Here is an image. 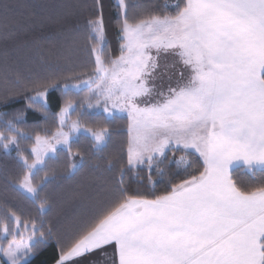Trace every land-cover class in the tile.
Instances as JSON below:
<instances>
[{"label": "snow or ice", "instance_id": "1", "mask_svg": "<svg viewBox=\"0 0 264 264\" xmlns=\"http://www.w3.org/2000/svg\"><path fill=\"white\" fill-rule=\"evenodd\" d=\"M104 8L0 0V100L34 93L0 113V149L16 151L22 171L6 175L35 207L25 217L0 206V264H30L52 241L55 264H264V0H116L118 55ZM49 25L58 31L37 34ZM45 43L69 63L83 51L87 66L26 81L14 57ZM50 90L61 95L55 114ZM26 110L43 125L26 126ZM103 172L118 179L98 186L91 174ZM57 175L76 181L62 199L77 207L53 228L46 188Z\"/></svg>", "mask_w": 264, "mask_h": 264}, {"label": "trees", "instance_id": "2", "mask_svg": "<svg viewBox=\"0 0 264 264\" xmlns=\"http://www.w3.org/2000/svg\"><path fill=\"white\" fill-rule=\"evenodd\" d=\"M57 2H75V0H57ZM81 3H91V0H79ZM105 8L104 15L107 22V39L109 46L111 48L113 55L119 54V41L117 39V29L115 27L117 13L115 9V0H102ZM143 3H155L156 5H163L165 0H142ZM174 0H168L169 5H171ZM171 10V8L169 9ZM81 23L84 22V17H80ZM58 31L57 25H49L43 29L42 32L37 33L44 37L53 35ZM3 49V43L0 42V50ZM15 68L22 75V77L27 80H35L46 78L51 75H57L60 73H67L73 70H79L88 63V57L83 51L78 53L77 58L69 63L67 60L58 56L55 51L53 43H45L42 50L39 52L26 51L23 50L16 54L14 57ZM14 80V76L10 77ZM6 85L3 80L2 74H0V97L5 94ZM34 93L30 90H23L21 94L17 97L10 98L7 103L0 100V113L9 112L25 109L26 101L25 96H31ZM49 98V109L52 114H55L59 110L61 95L60 92L55 90H50L48 93ZM26 126L36 127L42 126V117L31 110H26L24 116ZM125 121H117L114 125L116 134L113 136L112 143L110 145L111 149L119 150L126 139L125 135H121V132H126ZM51 126V122L49 124ZM22 147L26 150L28 149V143L24 142ZM7 173L15 177L19 175L22 171L21 165L18 161L16 151L13 150L10 155H5L3 149H0V206L7 204L9 207L13 208L17 212L23 214L27 217L29 215L35 214V207L29 200L24 199L13 187V182L8 179ZM59 171V170H58ZM43 175V173H40ZM83 175H90L87 171ZM93 176L94 182L99 185H109L118 179L113 173L103 172L91 174ZM237 177L244 183H248L251 177L248 173L237 169ZM77 179H80L78 177ZM126 182L131 185V190H139L145 192L148 190L147 182H134L131 177H126ZM76 181H73L71 185L68 182L60 178L59 175L53 180L52 183L48 184L46 191L50 194L54 192L55 196L59 193H63L62 197L67 193L70 187L74 186ZM158 187H163V185H158ZM61 199V198H60ZM58 206L60 210H67L65 212V220L70 218L77 207L76 202H65L59 200ZM58 207V208H59ZM70 209V212H68ZM48 219V218H47ZM65 222V221H64ZM58 250L56 248L55 242H50L46 247L42 248L40 252L31 258L30 264H55L57 259Z\"/></svg>", "mask_w": 264, "mask_h": 264}, {"label": "crops", "instance_id": "3", "mask_svg": "<svg viewBox=\"0 0 264 264\" xmlns=\"http://www.w3.org/2000/svg\"><path fill=\"white\" fill-rule=\"evenodd\" d=\"M62 194L63 193H59V194H57V196H55L54 192L50 193L53 201L55 202V205H54L53 211L48 214L47 218H48V221L50 222V225L53 228L62 227V225L64 224V221H65V216L64 215H65V212L67 210L65 209V210L61 211L60 207L58 206L59 200L62 201ZM68 212H70V209H68ZM80 264H87V260L86 259H82L80 261Z\"/></svg>", "mask_w": 264, "mask_h": 264}, {"label": "rangeland", "instance_id": "4", "mask_svg": "<svg viewBox=\"0 0 264 264\" xmlns=\"http://www.w3.org/2000/svg\"><path fill=\"white\" fill-rule=\"evenodd\" d=\"M115 2H116V0H115ZM172 71H175V70L169 69V72H172ZM155 83H156L157 87H161V86L166 87L167 84L169 83V81L167 79V76H162L159 79H157L155 81ZM172 83H175V78L173 79Z\"/></svg>", "mask_w": 264, "mask_h": 264}]
</instances>
